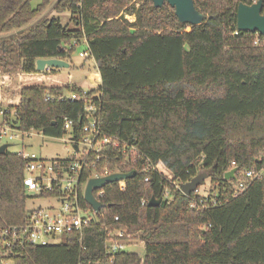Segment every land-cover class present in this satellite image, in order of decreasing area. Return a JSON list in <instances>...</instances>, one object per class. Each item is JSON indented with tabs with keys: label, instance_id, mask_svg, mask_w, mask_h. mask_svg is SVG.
Returning <instances> with one entry per match:
<instances>
[{
	"label": "trees",
	"instance_id": "trees-1",
	"mask_svg": "<svg viewBox=\"0 0 264 264\" xmlns=\"http://www.w3.org/2000/svg\"><path fill=\"white\" fill-rule=\"evenodd\" d=\"M31 1L0 0V69L34 73L39 58L65 60L72 69L71 56L86 41L101 85L23 87L19 105L6 106L2 121L52 138L69 132L77 141L87 124L85 106L93 102L101 135L113 140L103 158L93 152L83 158L78 201L92 213L91 223L52 244L23 240L5 251L0 241V264H264V179L235 197L223 179L232 166L258 167L264 142V48L253 45L257 33L236 25L238 2H251L193 0L204 20L192 26L166 2L155 8L138 0L134 8L133 0H56L53 11L71 13L69 27L41 16L52 0L34 7ZM72 91L86 94L58 100ZM66 119L73 122L70 131ZM74 159L51 160L54 173L62 176ZM27 162L7 149L0 154V231L29 221ZM105 169L135 175L123 186L105 185L96 214L82 189ZM201 172L222 201L218 207H191L196 193L189 197L175 187ZM59 195L54 185L36 197ZM151 197L161 199L157 207L147 205ZM117 229L144 242V253L107 255L109 234Z\"/></svg>",
	"mask_w": 264,
	"mask_h": 264
},
{
	"label": "built area",
	"instance_id": "built-area-1",
	"mask_svg": "<svg viewBox=\"0 0 264 264\" xmlns=\"http://www.w3.org/2000/svg\"><path fill=\"white\" fill-rule=\"evenodd\" d=\"M247 1L254 3L257 0ZM252 42L253 45L264 48V38H262L260 34L257 33ZM84 44L86 46V41H84ZM80 56L93 60V58L89 57L90 52L88 50L80 53ZM55 70L59 71L60 69L45 66L43 70H36L34 73H25L20 70L6 73L0 69V139L7 134L8 129H13L10 124L2 121L4 108L9 105H19L20 92L23 87L36 85H45L48 87L64 86L63 82L54 80V77L56 76V74H54ZM69 86L72 87L79 85L72 83ZM85 94L86 91H84L82 95L72 91V93L66 97H58V100L66 98L73 102V100L84 98ZM50 99V96L46 97V100ZM96 113L97 107L93 102L85 106L87 124L83 127L84 135L77 141H70L71 148L74 144L77 145L76 152L72 149V155H75L76 159H74L67 169L62 172V176H58L54 173L52 161L45 163L43 160H37L33 154H27L23 151L18 153L28 160L25 169L26 176L23 180L26 192H35L36 194H39V192L44 190H51L53 186L56 185L60 191V195L55 199L57 207L51 204L45 208L40 207L32 209L30 210L29 221L25 225L22 227L8 226L0 231V241L5 251L8 247H11L13 243H16L17 241L22 242L23 240L39 246L57 243L56 241L59 240L62 234L71 232L80 233L84 225L91 223L93 219L92 213L89 210L82 208L78 201L77 185L81 174L80 171L86 166L83 158L92 152L96 154V160L103 158L104 155L101 154V151L113 140L111 137L108 138L101 135L99 118H97ZM72 125V120L66 119L64 122V130L70 131ZM29 134V132H25V135L28 136ZM260 150L261 157L259 158L260 165L258 167L241 171L238 169L235 173V180L228 181L231 186L233 197L246 191L255 180L264 179V142ZM92 166H95L94 163ZM147 168H149V165L146 166V169ZM232 168L233 166L230 167V169ZM102 172L103 174H95L93 177L110 175L106 169ZM148 180L149 176L146 175L144 181L147 182ZM86 182L84 183V186ZM123 182L124 181L120 182L122 186ZM203 185L204 183L202 186ZM209 186L206 189L204 188L201 193V187L194 191L197 197L191 200V207L201 210L215 208L222 203L221 200L215 198L217 192H215V194L209 192ZM175 187L181 190L179 184H175ZM103 194L104 192L101 189L94 191V195L99 201ZM165 195L166 192L164 196ZM143 203L144 202L142 201V204ZM130 240H135L132 234H128L126 231L119 229L113 230L109 234L106 254L113 256V254L118 251L125 250L126 246L130 244ZM1 264L10 263L6 260L2 261ZM77 264H82V262Z\"/></svg>",
	"mask_w": 264,
	"mask_h": 264
},
{
	"label": "rangeland",
	"instance_id": "rangeland-1",
	"mask_svg": "<svg viewBox=\"0 0 264 264\" xmlns=\"http://www.w3.org/2000/svg\"><path fill=\"white\" fill-rule=\"evenodd\" d=\"M42 0H32L31 5L34 7L39 4ZM56 0H52L51 4L43 11L41 14L42 17H58L60 18L63 24H67L68 26H72V21L70 20L71 13L64 12V13H57L53 11L52 5ZM138 0H133L134 8L138 7ZM123 18L128 20L129 22H133L135 20L134 15H129L127 13H122ZM120 15V16H121ZM118 16V17H120ZM76 50L73 52L71 56V62L74 67L72 69H60L59 71H55L54 74L60 73L61 78H68V82L70 84L77 83L83 86L84 88H88L90 84L88 83L87 77L90 73L89 66L92 65V61L90 58H84L80 56V53L86 51L87 47L84 43H80L76 46ZM65 61V60H64ZM66 62V61H65ZM82 65H85L83 68ZM92 81H98L97 74H91L89 76ZM29 135H25V132H19L16 129H8L7 134L2 136L0 139V145L2 144H9L7 150L10 153H20L23 151L27 154H33L37 160H43L45 163L51 162V160L56 158H67L72 154L71 148V137L69 132L64 134L62 138H52L44 136L40 131L31 130L29 131ZM35 174V173H34ZM36 175V174H35ZM210 185L209 180L205 179L204 185L200 186V193L203 192L204 188H208ZM29 197L26 201V207L29 210L35 208H45L49 205H54L57 207V203L55 199H48V198H38L36 197L35 192L28 193ZM57 240L56 242H58ZM128 252H136L139 255L144 253V242L140 241L139 239L130 240V244H128L125 248Z\"/></svg>",
	"mask_w": 264,
	"mask_h": 264
},
{
	"label": "water",
	"instance_id": "water-1",
	"mask_svg": "<svg viewBox=\"0 0 264 264\" xmlns=\"http://www.w3.org/2000/svg\"><path fill=\"white\" fill-rule=\"evenodd\" d=\"M155 8H160L166 2L171 8L175 9V15L180 22L187 23L192 26L200 24L204 20V15L194 8L193 0H151ZM263 0H257L249 5L240 1L237 4L236 11V25L237 30L241 32H255L264 35V11ZM36 70H43L45 66H50L57 69H69L71 65L64 60L57 58L44 59L39 58L35 62ZM9 147V144L0 145V154ZM73 151H77V145L72 147ZM237 167L226 171L223 179L226 181L235 180V173ZM135 172L129 171L128 173L114 172L104 177H93L88 179L83 190V199L85 203L97 214L103 207V204L96 199L94 191L102 189L105 185L111 182H121L129 180L134 177ZM208 178L206 172H201L199 175L193 177L187 182L179 185L181 192L186 196L196 191L202 185L205 179ZM161 199L151 197L147 203L148 206L157 207Z\"/></svg>",
	"mask_w": 264,
	"mask_h": 264
},
{
	"label": "crops",
	"instance_id": "crops-1",
	"mask_svg": "<svg viewBox=\"0 0 264 264\" xmlns=\"http://www.w3.org/2000/svg\"><path fill=\"white\" fill-rule=\"evenodd\" d=\"M82 43H84V41L82 42ZM91 60V59H90ZM92 61V65L93 66H89V69H90V73L88 74V77H87V80H88V83L90 84V85H92V86H100L101 85V79H100V74H99V72H98V70H97V68H96V65H95V63H94V60H91ZM70 65V64H69ZM57 74H60L59 72L58 73H56V76L54 77V80H57V81H61V82H63L64 83V85H71L69 82H68V80H69V77L68 78H61L60 77V75H57ZM91 74H97L98 75V77H99V81H92L91 80V78H89V76L91 75ZM53 80V81H54ZM73 84H76V85H79V86H81L80 84H77V83H73ZM54 160V159H53Z\"/></svg>",
	"mask_w": 264,
	"mask_h": 264
}]
</instances>
